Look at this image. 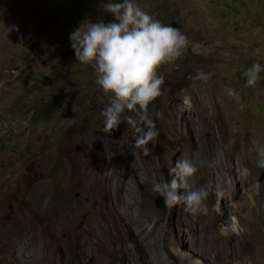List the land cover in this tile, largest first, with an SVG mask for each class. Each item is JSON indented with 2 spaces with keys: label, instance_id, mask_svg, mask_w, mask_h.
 Listing matches in <instances>:
<instances>
[{
  "label": "rangeland",
  "instance_id": "374dc122",
  "mask_svg": "<svg viewBox=\"0 0 264 264\" xmlns=\"http://www.w3.org/2000/svg\"><path fill=\"white\" fill-rule=\"evenodd\" d=\"M104 2L0 0V264H19L21 260V264H35L34 259L43 256L34 249L36 240H51L56 248L68 236L77 243L90 238L100 197L96 198L95 190H87L91 180H124L122 190L127 200L135 201L134 192L140 199H149L152 208L162 213V223L176 231L177 211L184 204L172 209L163 201L159 208L156 202L160 196L152 190V182L134 181L170 183L176 163L166 160L169 149L198 154L192 158L198 171L191 180L199 188L209 191L211 180H225L230 185L235 179V171L216 174L209 153L213 128L188 129L185 122L179 121L177 132L170 138L153 112L160 101L148 109L149 119L159 133L155 142L147 145L154 163L145 162L149 171L144 162L138 163L135 170L134 159L144 152L125 144L122 136L136 145L139 135L127 121L122 118L110 136L102 132L101 113L109 104L110 95L97 84L94 69L76 61L69 34L86 18L93 22L111 21V14L103 10ZM133 2L154 19L178 28L189 39L184 55L158 70V74L163 71L166 77H174L166 86L164 97L172 101L182 98L184 103L186 97L190 98L191 89L199 96L197 86L201 80L195 78L197 70L211 72V78L223 83L225 94L232 98L239 115L235 138L226 149V155H232L229 166L232 170L239 167L240 157L243 172L247 168L252 173L259 169L264 174V168L256 166V161L264 157V143L256 141L251 122L264 120V72L255 87H248L243 75L255 63L264 66V0ZM206 59L210 66L201 65ZM217 99L220 102L221 98ZM126 115L135 118V113ZM221 157L224 161L225 151ZM153 166H160L156 173ZM134 184H138L137 191ZM215 202L210 194L206 201L209 210L214 209ZM257 204L258 216L250 218L249 223L252 234L243 241L249 246L258 241L255 247L264 250V202L258 200ZM57 219L58 233L53 229ZM113 219L118 226L128 222L119 216L109 218ZM234 221L230 219L224 228L241 238V230L232 231ZM229 243L228 247H232L235 240ZM184 252L193 253L187 249ZM255 253L253 249L251 257ZM61 254L64 255L63 250ZM161 255L166 256L165 248ZM183 255L175 258L177 264L186 263ZM82 262L94 264L95 257L88 256Z\"/></svg>",
  "mask_w": 264,
  "mask_h": 264
},
{
  "label": "bare ground",
  "instance_id": "6f19581e",
  "mask_svg": "<svg viewBox=\"0 0 264 264\" xmlns=\"http://www.w3.org/2000/svg\"><path fill=\"white\" fill-rule=\"evenodd\" d=\"M210 64L208 59L201 63L202 66H210ZM160 74L165 80L162 86L163 95L153 102L161 103L153 112L159 118L165 133L170 138L174 137L179 121L185 122L188 129H200V126L213 128L210 132L209 153L217 169L216 174L222 175V170L235 171V179L231 180L230 185L225 180H211L208 187L209 193L216 199L214 209L209 210L207 215H192L185 210L184 205L177 211L176 231H171L162 223V213H157L152 208L149 199H140L138 193L134 192L135 201L127 200L122 190L124 180H91L87 190H95L96 198L100 197L99 207L96 209V221L90 229V238L77 243L68 236L56 248L51 240L49 243H45L43 239L36 240L34 249L43 256L39 260L34 259L35 264H84L82 261L88 256L95 257L94 264H177L175 258L182 254L189 264H264V250L255 247L258 241L252 246L243 241L244 237L252 234L249 223L250 218L254 220L258 216L256 215L258 200L264 202V174L259 169H255L252 173L247 168L248 171L243 172L244 165L240 157H238L239 167L232 170L229 166L232 155L231 152L226 155V149L234 140V132L239 124V115L237 116V108L233 105L232 98L225 94L226 88L223 83H219L213 76L207 82L199 81L197 86L198 91L200 89L199 96L195 95L194 89L189 91L190 98H188L191 105L189 107L183 103L182 98L172 101L164 97L166 86L174 77H166L163 71ZM218 97L221 98L220 102ZM251 122H253L252 134L256 141L259 144L264 143V120L254 119ZM185 126L182 125V129ZM122 138L125 144L132 149L136 148V145L130 143L126 137L122 136ZM104 149L106 152L109 151L107 148ZM224 151L223 161L221 155ZM102 154L105 155L103 151ZM193 157H198V154H194L192 150L175 153L169 149L165 154L166 160L170 163H176L177 160L184 158L192 160ZM146 161L154 165L149 154H137L134 159L135 170L138 163L144 162L146 167ZM158 167L160 166H153L155 173ZM146 169L149 171V167ZM253 177L256 180H253ZM134 181L138 184L151 181L153 185L160 182V180ZM138 184H134V191H137ZM190 184L193 188H199L195 180H190ZM183 192L184 190L181 189V194ZM216 209H219V214ZM115 216L128 222L125 226H118L114 219L109 220L110 217ZM230 219L239 223L241 238L225 230L224 226ZM58 223L59 219L53 224V229L57 233ZM232 240H235V243L232 247H228ZM162 248L166 249L165 257L161 255ZM184 249L193 253L188 254ZM253 249L256 253L251 257ZM62 250L64 255L61 254ZM22 262L23 260L18 263Z\"/></svg>",
  "mask_w": 264,
  "mask_h": 264
},
{
  "label": "clouds",
  "instance_id": "9594fccd",
  "mask_svg": "<svg viewBox=\"0 0 264 264\" xmlns=\"http://www.w3.org/2000/svg\"><path fill=\"white\" fill-rule=\"evenodd\" d=\"M103 10L111 14V21L82 20L69 34L70 46L76 61L90 65L96 73L97 84L110 95V102L101 113L104 117L102 132L110 136L123 118L139 134L136 146L147 155L150 152L147 145L154 143L159 135L148 116L149 105L163 95L165 80L158 70L180 59L189 47V39L178 28L154 19L133 0H106ZM261 72L264 66L260 63L244 72L248 87L256 86ZM212 75L198 69L195 78L207 82ZM184 103L191 106L187 97ZM126 112L135 113V118ZM145 124L147 127L143 126ZM256 166L264 168V157L256 161ZM197 171L198 166L192 160H177L171 169L170 183H154L152 190L163 197L168 208L183 203L192 215H207L209 191L190 184ZM216 211L219 214V209ZM239 230V223L234 221L232 231Z\"/></svg>",
  "mask_w": 264,
  "mask_h": 264
},
{
  "label": "water",
  "instance_id": "95a60500",
  "mask_svg": "<svg viewBox=\"0 0 264 264\" xmlns=\"http://www.w3.org/2000/svg\"><path fill=\"white\" fill-rule=\"evenodd\" d=\"M156 204L159 208L163 207V199L161 197L157 198Z\"/></svg>",
  "mask_w": 264,
  "mask_h": 264
}]
</instances>
